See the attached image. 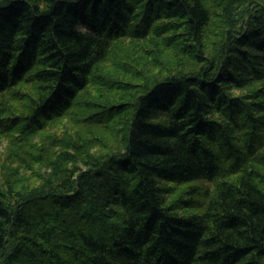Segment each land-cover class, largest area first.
Returning a JSON list of instances; mask_svg holds the SVG:
<instances>
[{
    "label": "trees",
    "instance_id": "1",
    "mask_svg": "<svg viewBox=\"0 0 264 264\" xmlns=\"http://www.w3.org/2000/svg\"><path fill=\"white\" fill-rule=\"evenodd\" d=\"M0 103V264H264V0H0Z\"/></svg>",
    "mask_w": 264,
    "mask_h": 264
},
{
    "label": "rangeland",
    "instance_id": "2",
    "mask_svg": "<svg viewBox=\"0 0 264 264\" xmlns=\"http://www.w3.org/2000/svg\"><path fill=\"white\" fill-rule=\"evenodd\" d=\"M138 42L134 40H119L112 48V56L113 58L117 59L124 63L123 66H127L130 70L129 66H134L136 64L135 54H136V47ZM20 89L21 93H30V85L21 86ZM94 91V90H93ZM0 105H2L0 103ZM7 114L9 116H24L28 113L27 104L23 100L15 101V100H8L7 102ZM46 135L47 136H59L60 128L58 126L47 127ZM14 135L10 134L8 136H0V181L4 180V176L6 173L7 168L12 164L11 158L7 159V155L10 151L9 140L13 139ZM46 137V136H45ZM45 137L43 138V134L39 137L40 141H44ZM181 189L178 188L177 190L174 189L171 195L169 196V200H172L175 197L182 195Z\"/></svg>",
    "mask_w": 264,
    "mask_h": 264
}]
</instances>
